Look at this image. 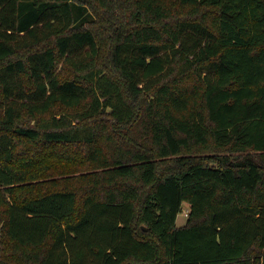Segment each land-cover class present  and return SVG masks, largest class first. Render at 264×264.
I'll return each instance as SVG.
<instances>
[{"label":"trees","instance_id":"obj_1","mask_svg":"<svg viewBox=\"0 0 264 264\" xmlns=\"http://www.w3.org/2000/svg\"><path fill=\"white\" fill-rule=\"evenodd\" d=\"M0 264H264V0H0Z\"/></svg>","mask_w":264,"mask_h":264},{"label":"rangeland","instance_id":"obj_2","mask_svg":"<svg viewBox=\"0 0 264 264\" xmlns=\"http://www.w3.org/2000/svg\"><path fill=\"white\" fill-rule=\"evenodd\" d=\"M103 14L104 13H102L101 16ZM98 20H99V18L96 19V21H98ZM80 172H76L74 174H80ZM69 175H71V174H63V175H58V176H54V177H47V178H43L42 180H49V179H52V178H63V177H68ZM187 212H188V204L184 202L182 204L181 212L178 214L177 219H176V223L178 225L184 224V222L186 220V214H187Z\"/></svg>","mask_w":264,"mask_h":264}]
</instances>
